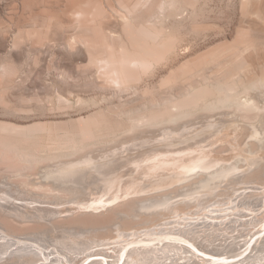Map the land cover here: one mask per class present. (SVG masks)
Segmentation results:
<instances>
[{"label":"bare ground","instance_id":"obj_1","mask_svg":"<svg viewBox=\"0 0 264 264\" xmlns=\"http://www.w3.org/2000/svg\"><path fill=\"white\" fill-rule=\"evenodd\" d=\"M117 3L119 8H116L123 12L121 32L103 36L104 43L101 38H92L98 42L86 37L80 41L76 38L79 35L75 40L86 46L97 80L102 81L97 84L95 80L94 87L104 94L113 91L116 98L142 93L140 96L146 101L137 108L128 107V104L104 108L79 120L74 127L57 125L46 131L38 126L0 124V176L4 179L0 180L3 186L0 193L6 194L5 197L0 194V264H264V224L257 220V215L246 217L236 203L238 200L233 201L235 208L228 213H209L212 215L203 217L198 211V218L191 217L188 221L184 217L183 221H173L174 226L173 223L167 226L168 221L166 225H160L154 220L173 212L175 217L186 207L196 205L198 199H204V205L208 196L216 200L215 197H219L217 191L226 180L239 184L241 178H247V181L259 178L264 183V164H258L262 165L260 168L254 166L257 167L253 168L255 171L245 169L241 172L243 176L238 173L246 168V163L253 164V156L260 154V151H254L257 147L263 146L264 159V57L261 56L264 46L252 39L253 28L248 26V30L239 34L235 45L226 51L221 48L217 57L225 67L237 63L238 68L233 73L230 71V75L220 80H212L214 74L201 79L218 60L211 55L208 60L185 64L179 70V79L178 75L174 79L170 76L162 82L160 89L146 87L141 92L145 79L153 76L160 64L169 63L177 51L179 42L169 27L172 19H183L185 12L197 11L199 0H140L136 6L123 0H117ZM241 4L243 14L255 19L264 30V0H241ZM141 14L149 15L142 24L138 22ZM73 15L78 28L93 31L103 27L101 21L105 10L99 3L89 1ZM109 40L117 42L116 51L108 45ZM127 40L131 47L126 45ZM252 57H259L261 61L253 65ZM242 59H249V62H241ZM251 67L255 68L252 73ZM7 70L6 66H1L2 80L9 75ZM175 79L180 83L190 80L182 92L176 89L180 92L178 95H175ZM113 99L102 95L101 99L89 101L79 98L77 103L99 107L101 102L115 104ZM232 125L245 130L239 148L227 139V130ZM184 126H189L186 128L189 130L194 128L188 137H185L186 133H179ZM215 130L221 133L216 143L229 140L235 148H229L228 153H233L230 158L221 156L226 151L220 153L227 148L226 144H222L224 149L217 146L215 150L200 145ZM144 143H148L147 146L138 147ZM164 165L176 166L182 171L178 169V172L174 167L166 170ZM123 166L133 168L128 171L130 174L127 173L129 179L124 180V176L119 180L117 176L122 173ZM158 166H164L162 171H142L148 173L142 176L141 170L145 167L155 170ZM196 168L202 171H193ZM197 179L203 180L197 191L193 188L188 191V185H194ZM13 180L19 183L18 187L9 182ZM262 184L258 186H264ZM230 186L229 189L234 188V185ZM171 189L179 191L180 199L183 198L181 202L173 203L177 193L174 195L172 191L174 198L170 197ZM16 193L29 197L23 198L24 202L18 198L9 200L7 195ZM157 193L169 200L160 202L164 200ZM256 194H259L258 190ZM151 198L156 199V206L162 204L161 207L149 209L153 199L148 201L152 204L147 203V208L141 204ZM48 199L52 202H46ZM174 207L181 211L175 212ZM203 207L204 213L207 209ZM255 207H250L253 214L254 210H260ZM231 217L237 220H224ZM145 219L146 223H140ZM148 219L152 221L148 222ZM212 229L223 231V237L215 235ZM219 239L233 240L235 245L216 243Z\"/></svg>","mask_w":264,"mask_h":264},{"label":"rangeland","instance_id":"obj_2","mask_svg":"<svg viewBox=\"0 0 264 264\" xmlns=\"http://www.w3.org/2000/svg\"><path fill=\"white\" fill-rule=\"evenodd\" d=\"M89 1L97 2L104 8L105 16L102 19L101 23L102 26L105 27L106 29L102 27L99 30L85 31V30H81V28H78V24L73 14L76 10H79L80 8L84 7L85 3ZM123 1L130 6H134V5L136 6L140 0H123ZM118 6L119 5L117 3V0H0V69L2 65L6 66V68L9 69L7 70V74L9 75H6L5 80L4 79L2 80L0 77V124H10V125H14L18 127H26V128L41 127L39 129L46 128L47 131L49 129H54L57 125L63 127H74L79 120H82L88 116L96 114L97 112L102 111L104 108L105 109L111 108V106L112 108L123 104L124 106H127L128 104V107H135V108L142 106L145 103L144 101H146L143 100V98L140 96L142 93H139L137 95L123 94L121 97L116 98V96H113L114 94H112L113 91H111V93L107 91L104 94L101 91H99L96 87H94L95 80L97 84H99L98 82H102V81L97 80L96 69L91 64L86 46H83L84 44L80 42L82 41V39L83 40L91 39L92 42H98L96 40H92V38L93 39L97 38V40L98 38H101L102 41V39H104L105 37H109L110 34H112L113 32L114 33L121 32V18L123 16L122 15L123 12L120 9H117L119 8ZM185 14H184L185 16L183 15V19H181V17L178 20L172 19V22L169 26L170 29H172L174 37L177 38L179 42L175 55L172 57L169 63L166 64L164 63L165 65L160 64L157 68V71H155V73L153 74V76H150L145 79V81L141 85L140 90L142 89L144 91V89L145 90L147 89L146 87L152 90L155 89L157 90L158 88L160 89V85L162 84V82L167 78H169L170 76H173L174 79L175 78L174 76L178 75L177 79H179V70L187 63L190 62L192 63L195 62L196 60H204L206 58L208 60V57L210 59L213 55H214L213 57L217 58L222 51L224 50L226 51V49L229 50L231 48V45L232 47L233 45H235L234 43L238 39L239 34L243 30H248V26H251L253 28L250 32L252 39L256 43H259L261 46H264V30L260 29L261 27L259 26V23H257L255 19L248 18L243 14L241 0H201V1L199 0L197 11L195 12L187 11L185 12ZM148 19H149L148 14H141L138 18V22L142 24L145 23ZM180 19L182 20L180 21L181 23L179 22ZM98 35H102V36L98 37ZM76 36H78L80 39ZM75 37L80 41L75 40ZM84 37L86 38L84 39ZM104 42L106 41H102V43ZM129 44L130 43L127 40L126 45L131 47V45ZM108 45H110L114 51H116V49H118L119 47L115 40L112 41L109 40ZM261 56L264 57V50L261 52ZM217 59L218 60H215L212 63V68L209 69L206 75H204L203 78L201 79L205 80L206 77H210L214 74L212 80L214 79L220 80L221 77H222L221 79H223L228 74L229 75L231 74L230 71L233 73L238 68L237 63H232L227 67H225L223 63L218 62L219 58ZM254 59H256V61H254ZM246 61L249 62V59L244 61L243 59L241 60V62H245V63ZM251 61L253 62L252 64L254 65L257 64V62L259 63L261 61V58L252 57V59H250V62ZM254 71L255 68L251 67V73ZM215 75L217 77H215ZM174 81L176 85L175 90L178 88L177 90H180V92H182V90H184L185 87L190 84V80H183L181 81V83L180 80H177L179 83L176 82V79ZM182 82L185 83L182 84ZM183 86H185L184 89ZM142 90L141 92H143ZM171 91L174 92L173 89ZM176 91H175V95L176 94L178 95V93L180 92L178 91L176 92ZM102 95L108 96L109 99L111 98L113 99L115 97L113 99L115 102L112 100L113 103H115L113 104L114 106L111 105L110 103H109L110 105H108V102L106 103L101 102L99 107L98 106L88 107L87 104L77 103L78 102L77 100L79 98L89 101V99L91 100L94 98L101 99ZM64 99H68V100L65 101ZM187 127L184 126L179 129V133H186L185 137L190 136L189 133L193 132L192 130L194 129L193 128L192 130H189L186 129ZM227 132H228L227 134L228 136L226 135L227 139L233 141V145L235 144L238 147L239 146L238 144L244 141L243 139H241L245 134L244 129L241 128L240 130L238 126L232 125L231 128L227 130ZM220 134L221 133L219 132V130L210 132L203 139L205 141L202 142L200 145L201 146L208 145L209 147L207 149L215 150L216 148H218L217 146H220L221 148L226 144L227 148L225 147L224 149L223 147L222 149L224 150H222L223 152L221 151L220 153H224V151H226L227 153H224L221 156H229L228 158H230L231 157L230 155H232L233 153L229 154L228 152L229 150L231 151V149L233 150L235 148L230 144L229 140L228 142L225 143L222 141H220L221 143L219 142L220 144L216 143V141L219 139ZM163 138L164 137H161L160 139L163 140ZM147 144L148 143L140 144L138 145V147L147 146ZM244 145L243 147L245 148L246 145L245 146ZM262 147L263 146H261L260 149L257 147L256 148L257 150H254V151H260L259 152L260 154H257L258 155V156L256 155L257 157L253 156L255 158V159L253 158L254 159L253 164L249 166L248 163H246L247 165L245 166L246 168L238 171L240 176H243L241 172H245V169L246 171L247 170L250 171L253 168H257L254 166H259L258 164L260 163L264 164L263 163L264 159L262 158L263 154H261ZM125 154H127V152H125ZM259 157L261 159H259ZM256 158L259 160H257ZM164 166L166 170L172 169L174 167L172 165L171 166L164 165ZM164 166L162 167L158 166L159 170L158 169L153 170L151 168L145 167V169L141 170V172L146 171L149 173L151 171H162V168H164ZM261 166L262 165H260L259 168ZM121 168L120 170L122 171V173L120 172L117 178L121 180L125 176L126 178L124 177V180L129 179L130 175L128 176V174L130 173L128 171H131L130 168L133 167L123 166ZM135 169L138 168L135 167ZM174 169H176L178 172L179 170L182 171L181 168H176V166L174 167ZM120 170L116 171V173H118ZM196 170L202 171L198 168L194 169L193 171ZM255 170L256 169H253V171ZM134 172L135 174H137L138 170ZM144 172H142V176H147L148 173L146 174ZM239 175L237 177L238 179L240 178ZM133 176L135 175H131V177ZM241 179L242 180L241 182H239V184L232 183L233 180L232 182L230 180H226V182H224L221 188L219 189V192L217 191L216 195L217 196L219 195L220 198L215 197L216 200H214L213 197L210 199V197L208 196V198L206 199L207 200L206 203H208V205L206 206L207 208L205 207L206 203L204 205V199L201 200L198 199L201 202H203V204L197 200L195 201L196 205L193 204V207L191 205L192 208L186 207L187 209H184V211L182 212H179L181 211V209L177 208V210H175L176 208L174 207V211L179 212V214L177 213L175 214L176 215L175 217L173 212V214L172 213L165 214L163 218L156 217L154 220H157V223L160 225L161 224L163 225L165 222L168 221L167 222L168 224L165 223V225L167 224V226H170L169 223H173L172 225L174 226L178 220L183 221L186 219L188 221H191L193 217L198 218L200 213H202L200 214V216L203 217L205 215H208L209 213L212 214L215 213V215H219L225 212L228 213L230 210H234L232 209L233 207L235 208L233 201L238 200L236 203H239L240 210L242 208L241 211L245 212L244 214L246 215V217L249 216L248 218H251L250 215L252 216L257 215L258 219L257 218L256 219L259 220V222H261L262 224H264V221H261V218L262 220L264 218V204H263L264 201H262L264 200L263 197L264 194H261L264 193V189H263L264 186L262 187H260L261 185L258 186V184H262L260 182L261 179L254 178L253 181L255 183L252 181V178L248 179L249 181H247V178L246 179L241 178ZM0 180H4V179L1 178L0 176ZM201 180L200 179L194 180V185L196 184L195 186L191 183L190 185L186 184V186L184 187H187L188 185L187 187L189 189V190L187 189L188 191H193L192 188L195 189V191H197V189L199 188V183L201 184L204 178L202 181ZM250 181L252 182L250 183ZM9 182L14 187L19 186V183H17L15 180ZM230 184L234 185V188H231L234 191V193L231 191V189H229ZM235 185H238L239 187L238 186L236 187ZM0 187L3 188V186L1 185ZM235 188L240 190V192ZM242 188L244 192L242 191ZM20 190H23V188H20ZM173 190L171 189L169 196L171 195ZM257 190L260 195L256 194ZM261 190L262 192H260ZM178 192L173 191V193H175L174 195H176L177 193V195L179 196ZM224 192L228 193V194L226 193V195H230L229 193H231L232 194L230 195L231 197L228 196L229 197L228 199V197L225 195ZM236 192L240 193V196L239 193H237L239 198L237 197V194L234 196ZM34 193L37 192L34 191ZM241 193L243 196L241 195ZM248 193L249 194L252 193V195H249ZM0 194L3 197L6 196V194L4 193H0ZM165 195L167 196L168 193ZM174 195L171 196H173L174 198ZM177 195H176V199L173 200V203L182 201L183 198L180 199L181 196L177 198ZM158 196L160 198L161 195L159 194ZM158 196H154L153 198H156ZM162 196L161 198H163L164 200V197ZM166 196L165 198H167ZM248 196L250 198H248ZM252 196H256V197H252ZM258 196L261 197L259 198ZM7 197H9V200L11 201H15V198H18L19 200H21V202L22 201L24 202L25 200L22 199L28 198L29 196L19 195L16 193L10 196L7 195ZM153 198L148 200L144 199L146 201L141 200L142 201L141 204L143 203V206L146 207L147 203H150L151 202L150 200H152ZM253 198L254 200L257 198L255 200V203ZM240 199H242L243 204H240L241 203L239 202L241 201ZM248 199L250 200V202ZM167 200H169V197L164 201L160 200V202L165 203V201ZM246 200L248 202H246ZM155 201L153 199L152 201L153 204L150 203L152 204L151 207L149 206L150 204H148V206L150 207V208L148 207L149 209H151L152 207H154L152 208V210L156 208L158 209L157 206L159 205L156 206ZM46 202H52V200L48 199L46 200ZM210 202L212 205L215 202L216 206L214 203L213 205L214 207H213L210 204ZM244 203L245 204L247 203L249 207L247 204L245 205ZM198 204L199 205L202 204V205L199 206ZM48 205L54 208V205L51 204ZM161 205L159 207H161ZM197 205L201 207L200 209L202 211L199 209ZM209 205H211L212 207L210 206L209 208ZM202 207L204 208V210L207 209L206 211H204V213ZM244 207H246V210ZM250 207L252 209L253 207H255L254 209L258 208V210L260 209L261 211L260 210L257 211L256 209L254 210V214H253L251 213V211L253 212V210H251ZM212 209H215L217 211L214 212L212 211ZM218 209L220 210L218 211ZM198 211L200 213H198ZM194 212L195 214H193ZM186 214L189 215L187 216ZM260 216L261 218H259ZM218 217H221V215ZM232 219L237 220L232 217L226 218L224 220L226 222H231V221L233 222ZM149 220L150 219H148L147 221L148 222L152 221ZM140 223H146V219L144 220V222L143 220L140 221ZM212 231L213 233L215 231V235H219L220 237L223 235V231L219 232L217 229H212ZM235 233H237V231H235ZM221 240L222 239L217 240L218 242L216 241V243L221 242V244L224 243L225 246L235 245L233 244L234 242L233 240L227 241L228 243L225 240H222L223 242ZM254 241H256V239ZM229 242H231V244ZM248 247H251V244H249Z\"/></svg>","mask_w":264,"mask_h":264}]
</instances>
